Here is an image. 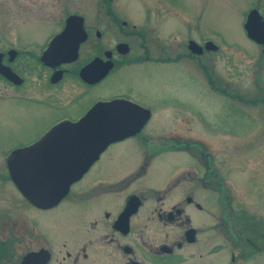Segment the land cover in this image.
<instances>
[{
  "label": "flooded vegetation",
  "instance_id": "af4514ba",
  "mask_svg": "<svg viewBox=\"0 0 264 264\" xmlns=\"http://www.w3.org/2000/svg\"><path fill=\"white\" fill-rule=\"evenodd\" d=\"M253 8L261 11V6ZM72 14L77 13L61 18L58 29L34 21L11 27L9 42L0 38L1 62L22 79L14 83L0 75L12 89L8 97L1 95L0 99H28L55 112L40 135L12 150L33 144L58 123L78 121L98 102L131 101L148 110L149 119L136 134L111 142L58 203L41 208L24 198L23 221L1 220L0 264H19L24 256L39 252L41 264H245L248 260L264 264V220L251 218L242 224L236 218H224L227 189L217 170L208 161L203 171L193 170L185 156H173L175 152L190 156L188 142L176 143L173 138L167 144L149 143L145 130L153 115L177 112L169 88H159L155 81L158 95L149 102L141 99L134 82L105 95L95 94L96 88L115 74L139 66L162 73L175 64L200 71L209 87L220 91L213 76L207 75L202 59L211 51L205 49L211 39L198 42L188 37L184 47H178L174 24L161 21V12H154L158 25L151 39L147 27H129L127 21L106 10L108 26L88 25L82 15L86 36L75 59L44 62V52ZM164 23L169 26L166 33ZM19 39L27 40L18 43ZM152 40L156 44L151 48ZM191 40L203 47L200 53L192 51ZM258 46L264 50V44ZM96 60L98 64L89 67V72H99L111 62L109 71L100 79L82 77L81 71ZM147 88L151 89L149 84ZM159 162L177 168L164 187H151L152 196L148 197L143 179ZM200 190L216 194V201L206 202L205 196V202L203 197L198 199L195 194ZM213 209L217 212L211 217ZM55 239L60 242L57 249Z\"/></svg>",
  "mask_w": 264,
  "mask_h": 264
},
{
  "label": "rangeland",
  "instance_id": "374dc122",
  "mask_svg": "<svg viewBox=\"0 0 264 264\" xmlns=\"http://www.w3.org/2000/svg\"><path fill=\"white\" fill-rule=\"evenodd\" d=\"M256 6H261L264 16V0H0V32H5L0 38L1 42H9L11 27L34 21L58 29L61 18L68 13L83 15L88 25L108 26L110 22L103 13L111 10L129 27H147L151 39L158 25L156 11L161 12V21L174 24L175 45L184 47L188 37L198 42L211 39L218 49L208 51L202 59L207 64V75L213 76L220 91L212 90L200 71L175 64L163 74L145 66L115 74L96 88L95 94L105 95L134 82L141 99L149 102L158 95L155 81H159V88H169L177 112L153 115L145 130L149 143L167 144L173 138L176 143L188 142L190 156L183 152L173 156H185L184 161L197 171H203L208 161L227 189L224 218H236L243 224L251 218L264 220V52L263 46L247 37L243 26L249 9ZM166 29L169 26H165L164 33ZM152 41L151 48L155 43ZM11 91L0 79V96L8 97ZM54 115L52 108L28 99H0V223L23 221L27 209L10 179L6 159L16 145L40 135ZM172 167L163 162L152 166L143 179L148 197L152 196L151 187H164L177 168ZM208 194L200 190L195 196L203 197V201L205 196L206 202L216 201V194ZM212 211L211 217L216 216L217 210ZM59 244L55 239L56 249Z\"/></svg>",
  "mask_w": 264,
  "mask_h": 264
},
{
  "label": "water",
  "instance_id": "95a60500",
  "mask_svg": "<svg viewBox=\"0 0 264 264\" xmlns=\"http://www.w3.org/2000/svg\"><path fill=\"white\" fill-rule=\"evenodd\" d=\"M244 29L248 38L258 44L264 43V20L257 9L247 14ZM85 36L83 17L68 16L63 30L51 40L42 60L51 64L75 59ZM190 46L193 52H201L194 41H190ZM205 47L217 49L211 41H207ZM98 62L84 68L81 76L89 80L102 78L111 68V62L99 72L87 70ZM0 74L14 83L22 81L1 58ZM148 119V110L130 101L98 102L78 121L58 123L38 141L13 150L6 161L10 178L31 203L41 208L51 207L66 195L70 185L89 169L111 142L136 134ZM41 257L42 253H33L24 256L19 264H41Z\"/></svg>",
  "mask_w": 264,
  "mask_h": 264
}]
</instances>
